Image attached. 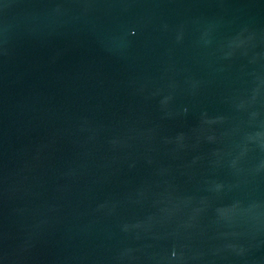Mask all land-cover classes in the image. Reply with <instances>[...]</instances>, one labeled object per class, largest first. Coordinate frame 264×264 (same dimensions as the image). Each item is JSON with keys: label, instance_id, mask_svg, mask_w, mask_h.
<instances>
[{"label": "water", "instance_id": "obj_1", "mask_svg": "<svg viewBox=\"0 0 264 264\" xmlns=\"http://www.w3.org/2000/svg\"><path fill=\"white\" fill-rule=\"evenodd\" d=\"M0 264H264V0H0Z\"/></svg>", "mask_w": 264, "mask_h": 264}]
</instances>
